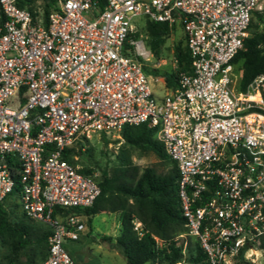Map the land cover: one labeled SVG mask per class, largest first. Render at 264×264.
<instances>
[{
	"label": "built area",
	"instance_id": "obj_1",
	"mask_svg": "<svg viewBox=\"0 0 264 264\" xmlns=\"http://www.w3.org/2000/svg\"><path fill=\"white\" fill-rule=\"evenodd\" d=\"M255 11L264 0H56L47 14L0 0V201L48 226L42 264H77L64 241L100 193L65 148L125 123L154 128L176 163L185 230L171 264H189L186 236L209 264L264 249V72L245 89L232 79ZM140 15L180 26L190 58L160 96Z\"/></svg>",
	"mask_w": 264,
	"mask_h": 264
},
{
	"label": "trees",
	"instance_id": "obj_2",
	"mask_svg": "<svg viewBox=\"0 0 264 264\" xmlns=\"http://www.w3.org/2000/svg\"><path fill=\"white\" fill-rule=\"evenodd\" d=\"M37 1L16 0L19 5L31 9L39 6L36 4ZM55 3L56 0H46V3L41 6L44 14H47ZM254 18L263 19L261 12L255 11L249 24V34L244 38L243 47L232 58L233 63L239 61L240 64L238 89H245L256 74L264 72V31H250ZM145 25L149 35L146 43L157 52L170 26L166 22L154 20H146ZM134 33L137 35L136 32ZM179 64L180 68L177 72L165 74L167 86H174L179 73L189 70L190 58L186 45L185 60L179 58ZM145 69L153 75L159 74L156 69L149 70L146 67ZM119 133L124 142L133 149L141 153L152 152L160 159L169 161L170 165L164 172L157 171L150 164L140 166L131 160L129 150L121 147L115 154L117 163L110 173H104L97 178L100 193L92 205L84 207L82 211L87 216L88 223L92 216L101 210L118 213L120 228L115 236V243L121 248L127 264L147 262L149 264H171L182 256L181 245L177 244L174 237L185 230V219L181 213L177 193L176 163L167 156L162 143L155 137L154 128L146 123H125L121 126ZM102 136L107 140L103 134ZM76 142L65 148L64 155L69 159L71 154L82 153L81 140L78 139ZM80 170L92 173L91 168L81 167ZM28 220L33 219L19 211L17 204L7 210L0 201V242L9 241L11 245L24 249V264H36V252L33 249L26 251L31 241L30 235L35 233V241L43 242L47 248L49 228L37 231L38 227ZM133 220L141 221V234L133 228ZM155 236L160 239L161 243H158ZM187 237L186 259L189 264H209L197 240L191 236ZM105 238L110 239L111 237L106 236ZM46 255L47 253H43L40 261L44 260ZM0 264H13V260L9 255L0 256ZM244 264L250 263L245 261Z\"/></svg>",
	"mask_w": 264,
	"mask_h": 264
},
{
	"label": "rangeland",
	"instance_id": "obj_3",
	"mask_svg": "<svg viewBox=\"0 0 264 264\" xmlns=\"http://www.w3.org/2000/svg\"><path fill=\"white\" fill-rule=\"evenodd\" d=\"M45 1L38 0L37 5L43 6ZM137 35L142 34L145 43L149 39L144 16L134 17ZM263 30L264 19L254 18L250 31ZM185 41L183 38V30L180 26H173L169 28V32L165 36L164 41L157 48V52L149 47L151 54L149 58H140L144 66L151 70L156 69L159 74H151V82L155 94L160 96L167 88L164 85L165 74L169 72H177L180 68L179 58L185 60ZM239 61L234 63V70L232 74L233 85H237L240 75ZM164 81V82H163ZM97 132L91 133L90 137H84L81 140L82 153L70 156L73 163L80 167L91 168V172L96 178L101 177L104 173H110L112 167L116 165L117 160L115 154L121 147H125L131 153V160L143 165H153L159 172H164L168 169L170 162L162 160L152 152L141 153L126 144L120 137L119 130H114L104 136ZM77 148V142L75 143ZM33 225L38 227V230L48 228L47 225L40 221L28 220ZM85 228L79 232L77 239H65L64 246L69 251L77 264H127L121 248L115 243V236L119 232L120 220L118 213L115 211L101 210L95 213L88 223L87 218L84 217ZM37 233V232H36ZM35 233L30 235L31 241L26 249L30 251L33 249L36 254V264H42L40 256L47 253V248L43 242L35 241ZM110 236V239H106ZM188 240V237L186 236ZM179 241V240H178ZM158 243H161L158 239ZM24 249L11 245V242H0V256L9 255L13 260V264H24L25 254ZM247 258H238L236 264H244L248 261L250 264H264V249L253 248L248 251ZM241 255H239L240 257ZM149 264V262L145 263Z\"/></svg>",
	"mask_w": 264,
	"mask_h": 264
},
{
	"label": "crops",
	"instance_id": "obj_4",
	"mask_svg": "<svg viewBox=\"0 0 264 264\" xmlns=\"http://www.w3.org/2000/svg\"><path fill=\"white\" fill-rule=\"evenodd\" d=\"M85 215V214H84ZM86 216V215H85ZM86 218H87V216H86Z\"/></svg>",
	"mask_w": 264,
	"mask_h": 264
}]
</instances>
